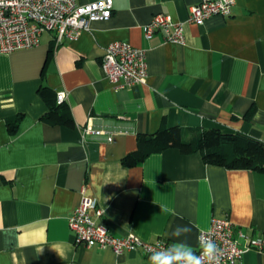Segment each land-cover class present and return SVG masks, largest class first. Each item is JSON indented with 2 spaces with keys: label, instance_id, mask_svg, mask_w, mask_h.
Listing matches in <instances>:
<instances>
[{
  "label": "crops",
  "instance_id": "0c3cea01",
  "mask_svg": "<svg viewBox=\"0 0 264 264\" xmlns=\"http://www.w3.org/2000/svg\"><path fill=\"white\" fill-rule=\"evenodd\" d=\"M200 1L112 0L108 19L73 38L56 43L45 31L31 48L0 51V264H149L152 253L141 249L116 255L74 242L67 215L82 195L98 201L96 219L114 236L171 244V232L189 226L181 239L195 250L200 231L225 216L264 235V171L205 163L200 152L176 148L122 162L136 136L161 123L264 141V0H236L228 16L186 22L188 6ZM158 13L183 24L182 43L161 30L145 38L143 25ZM115 40L145 50L144 82L115 88L104 76L100 60ZM42 86L67 93L73 127L42 121ZM86 124L114 130L112 141L82 137ZM239 243L238 264H264V251Z\"/></svg>",
  "mask_w": 264,
  "mask_h": 264
},
{
  "label": "built area",
  "instance_id": "2783aa9c",
  "mask_svg": "<svg viewBox=\"0 0 264 264\" xmlns=\"http://www.w3.org/2000/svg\"><path fill=\"white\" fill-rule=\"evenodd\" d=\"M236 0H201L188 6L186 22L201 24L212 15L228 16ZM112 0L78 2L77 0H0V51L9 53L17 49L31 48L38 44L45 31L54 32L56 43L75 37L80 31L89 28L95 20H106L112 13ZM161 30L164 39L182 43L184 29L181 22H175L170 14L158 13L143 25L146 39ZM100 66L104 76L115 88H123L144 82L147 74L146 52L127 42L115 40L105 48ZM67 93L56 92V102H65ZM115 131L82 127V137L92 135L111 142ZM103 214L95 198L82 195L78 205L67 215L68 228L75 243L85 247L98 246L111 248L116 255L125 251L141 249L145 253L160 250L170 244L161 241L149 243L133 234L114 236L104 222L97 217ZM207 238L217 244L222 251L220 264H238L244 248L239 239L245 241L247 248L264 251V235H252L236 227L226 216L213 218L208 228L200 231L199 240ZM126 264V263H117Z\"/></svg>",
  "mask_w": 264,
  "mask_h": 264
},
{
  "label": "trees",
  "instance_id": "16d2710c",
  "mask_svg": "<svg viewBox=\"0 0 264 264\" xmlns=\"http://www.w3.org/2000/svg\"><path fill=\"white\" fill-rule=\"evenodd\" d=\"M39 94L48 104V110L41 117L43 122L51 125L74 126L69 105L66 102L58 104L55 91L42 86ZM250 113L251 110L246 115ZM15 125V123L9 124L11 129ZM136 146V150L123 157L122 162L125 165L140 163L150 153L176 148L183 154L200 152L205 163L228 169L264 171V141L224 131L219 127H181L161 123L153 133L138 134Z\"/></svg>",
  "mask_w": 264,
  "mask_h": 264
},
{
  "label": "clouds",
  "instance_id": "9594fccd",
  "mask_svg": "<svg viewBox=\"0 0 264 264\" xmlns=\"http://www.w3.org/2000/svg\"><path fill=\"white\" fill-rule=\"evenodd\" d=\"M191 232L189 226H177L171 237L174 242L160 250H153L148 257L149 264H220L222 251L215 242L202 238L199 240V254L181 238Z\"/></svg>",
  "mask_w": 264,
  "mask_h": 264
}]
</instances>
